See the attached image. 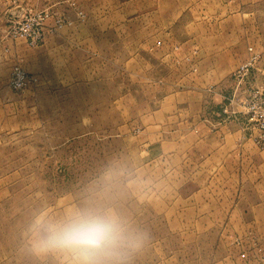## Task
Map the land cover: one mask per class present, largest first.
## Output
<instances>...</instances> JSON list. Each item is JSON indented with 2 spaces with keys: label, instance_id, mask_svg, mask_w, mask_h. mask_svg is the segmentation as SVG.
<instances>
[{
  "label": "rangeland",
  "instance_id": "374dc122",
  "mask_svg": "<svg viewBox=\"0 0 264 264\" xmlns=\"http://www.w3.org/2000/svg\"><path fill=\"white\" fill-rule=\"evenodd\" d=\"M110 1L0 0V264H67L33 252V226L90 205L140 238L128 264H264V178L234 161L230 186L210 179L189 129L264 150L246 113L264 102V0ZM227 50L220 84L188 91Z\"/></svg>",
  "mask_w": 264,
  "mask_h": 264
},
{
  "label": "clouds",
  "instance_id": "9594fccd",
  "mask_svg": "<svg viewBox=\"0 0 264 264\" xmlns=\"http://www.w3.org/2000/svg\"><path fill=\"white\" fill-rule=\"evenodd\" d=\"M32 250L37 255L59 254L67 264H128V251L140 238L109 208H74L60 218H38Z\"/></svg>",
  "mask_w": 264,
  "mask_h": 264
},
{
  "label": "crops",
  "instance_id": "0c3cea01",
  "mask_svg": "<svg viewBox=\"0 0 264 264\" xmlns=\"http://www.w3.org/2000/svg\"><path fill=\"white\" fill-rule=\"evenodd\" d=\"M95 3L103 6L109 5L110 0H93ZM116 9L120 10L124 6H136L143 3L155 5L156 0H113ZM185 2L182 1L181 4ZM190 3V2H189ZM137 13V12H136ZM135 13L132 12V16ZM122 16V15H121ZM133 16L131 19H135ZM180 16H176L175 20L179 19ZM220 18L217 17V20ZM230 50H227L228 54H225L224 60H218L217 62L199 66V84L192 91L194 93H201L202 95L207 94L205 88L208 82L213 84L219 83L225 78V76L230 73V60L227 61L228 55H230ZM227 61V62H226ZM203 69V70H201ZM220 84V83H219ZM221 88L216 86L214 88V93L218 95L222 93ZM191 93V92H188ZM198 113L195 114V118L198 117ZM195 128L198 130L200 135H196L193 147L200 149L199 156L195 158V165L202 169V172H209V177L212 180L226 182L230 186V164L236 161L238 166H242V171L244 175L253 176L256 175L257 178H264V150H260L247 138H243L241 131H238L236 127H223L220 131L210 132L206 127L202 125H190L189 129ZM193 128V129H194ZM188 129V130H189ZM222 136V138H221ZM241 137L246 140H240ZM238 153V155H236ZM235 154V155H234ZM208 174V173H207ZM255 176V177H256ZM227 195V207L230 211V189L226 191ZM260 197L264 198V194L261 193ZM262 204V203H260ZM228 255V254H227ZM224 255L225 258L220 259L221 261H226V264H230L231 259L229 256Z\"/></svg>",
  "mask_w": 264,
  "mask_h": 264
},
{
  "label": "built area",
  "instance_id": "2783aa9c",
  "mask_svg": "<svg viewBox=\"0 0 264 264\" xmlns=\"http://www.w3.org/2000/svg\"><path fill=\"white\" fill-rule=\"evenodd\" d=\"M38 37V36H37ZM26 74L22 72V70H16L13 72L12 75V84L19 88L25 84ZM259 97L258 92L253 94V98ZM246 113L248 115V122L249 125H252V130L257 131V136L255 138V143L264 148V102L263 103H256L252 102L249 103Z\"/></svg>",
  "mask_w": 264,
  "mask_h": 264
}]
</instances>
